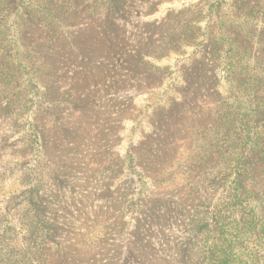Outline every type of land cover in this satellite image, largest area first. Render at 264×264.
Segmentation results:
<instances>
[{"label":"rangeland","instance_id":"1","mask_svg":"<svg viewBox=\"0 0 264 264\" xmlns=\"http://www.w3.org/2000/svg\"><path fill=\"white\" fill-rule=\"evenodd\" d=\"M0 5V264H264V0Z\"/></svg>","mask_w":264,"mask_h":264},{"label":"trees","instance_id":"2","mask_svg":"<svg viewBox=\"0 0 264 264\" xmlns=\"http://www.w3.org/2000/svg\"><path fill=\"white\" fill-rule=\"evenodd\" d=\"M55 5H58V3H56ZM0 7H1V5H0ZM26 7H27V6H26ZM41 8H42V4H40V6L37 8L38 11H40ZM37 9H36V8H33V6H32V7H27V10L30 11V13H29L28 15H25L24 22H23L21 25H24V24H25V25H26V24L29 25V24H30V23H29V19H32V20H35V22H34V23H31L30 25L36 26V25H37V21H38V19H37L36 16H35V15H36V14H35V13H36L35 11H37ZM6 10L9 11L7 8H6ZM33 11H34V14H33ZM42 11H43V9H42ZM2 12H3V11H2ZM43 15H44V12H43ZM43 15H42V16H43ZM49 15H50V13H49ZM0 20H1V19H0ZM48 20H49V19H48ZM49 22H50V23H53L54 20L51 19V20H49ZM57 23H58V22H57ZM28 25H27V26H28ZM20 28H21V27H20ZM20 28H19V29H20ZM21 32H22V30H21ZM19 34H21V33H19ZM21 37H24V36H23V33L21 34ZM22 42H23V39H22ZM23 43H24V42H23ZM4 45H5V43H4Z\"/></svg>","mask_w":264,"mask_h":264}]
</instances>
